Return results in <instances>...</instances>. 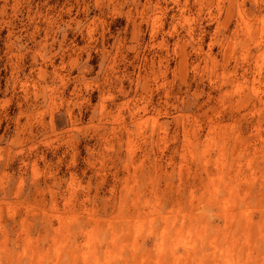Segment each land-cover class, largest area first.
Here are the masks:
<instances>
[{
	"label": "clouds",
	"instance_id": "9594fccd",
	"mask_svg": "<svg viewBox=\"0 0 264 264\" xmlns=\"http://www.w3.org/2000/svg\"><path fill=\"white\" fill-rule=\"evenodd\" d=\"M167 2L0 0V69L7 70L0 87V189L11 179L4 169L19 160L13 197L27 187L41 201L47 194L53 203L67 201L66 207L76 206L83 201L75 199V187L89 203L104 204L105 199L94 200L89 191L99 192L109 182L134 184L137 178L147 181L159 175L165 149L172 151L173 125L179 133L182 122L187 144L190 138L196 139L197 118L206 126L209 118L215 121L226 111L257 104L264 118V0H193L198 5L197 17L216 20L218 32L223 33L228 22L235 21L234 32L225 35L244 56L237 55L227 66L228 57L215 64L209 59L169 77L171 69L163 58L159 63L155 57L149 62L143 53L147 44L140 48L135 39H121L112 48L101 45L106 29L103 20L116 12L133 22L145 15L162 16ZM172 3L180 6L176 0ZM92 12L96 15L90 16ZM79 13L83 15L78 18ZM196 27L195 23L190 26L186 45L197 43L199 37L193 39L192 33ZM70 32L73 39L68 38ZM76 35L84 38L83 48L74 43ZM88 52L98 56V70L83 56ZM57 59L59 63L54 62ZM73 69L75 76L71 75ZM189 72L196 81L195 90L186 79ZM245 77L249 83L253 78L260 81L258 96L246 84L234 88ZM148 111L158 118L155 129L151 121L137 124ZM47 153L54 157L52 168L67 165L73 170L72 185L49 170L50 162L44 159ZM38 162L44 167L38 168ZM41 179L46 181L42 188ZM41 219L51 229L56 217L43 213ZM85 224L83 214L60 221L73 234ZM18 252L15 241L0 248V264H20ZM248 259L239 264H248Z\"/></svg>",
	"mask_w": 264,
	"mask_h": 264
},
{
	"label": "rangeland",
	"instance_id": "374dc122",
	"mask_svg": "<svg viewBox=\"0 0 264 264\" xmlns=\"http://www.w3.org/2000/svg\"><path fill=\"white\" fill-rule=\"evenodd\" d=\"M145 2L141 0V5ZM176 5L180 6L168 0L162 16L145 15L135 22L116 12L102 21L106 29L101 45L112 48L121 39H135L140 48L147 44L143 53L149 62L153 57L157 63L163 58L171 69L169 77L172 72L202 66L209 59L215 64L228 57L227 66L237 55L244 56L225 35L234 32L235 21H229L221 33L216 20L197 17L198 5L193 0H176ZM193 23L197 25L192 28L193 39H199L186 45ZM68 38L73 39L71 32ZM75 40L77 47H84L83 37L76 35ZM83 56L98 70L99 58L94 52ZM71 75H76L75 69ZM192 75L189 72L186 79L195 90ZM6 76L7 70L0 69V87ZM259 83L255 78L249 83L245 77L244 83L237 81L234 88L246 84L258 96ZM149 121L155 129L158 118L150 111L137 124L148 125ZM61 123L58 118V126ZM194 128L196 139L190 138L186 144L182 122L179 133L172 126V151L165 149L164 166L155 178H137L134 184L109 182L99 192L89 191L94 200L105 199L104 204L89 203L75 187V199L83 201L76 206L66 207L67 201L53 203L47 194L41 201L35 190L27 187L13 197L20 172L19 160H13L4 169L11 177L8 186L0 189V248L15 241L20 264H239L249 257L248 264H260L264 260V118L259 106L226 111L215 121L209 118L206 126L197 118ZM44 159L50 162L55 177L67 178L72 185L73 170L67 165L52 168L51 153ZM43 167V162H38V168ZM45 182L39 181L41 188ZM43 213L56 217L51 229L41 219ZM81 214L86 224L77 234L67 225L61 227V220Z\"/></svg>",
	"mask_w": 264,
	"mask_h": 264
}]
</instances>
